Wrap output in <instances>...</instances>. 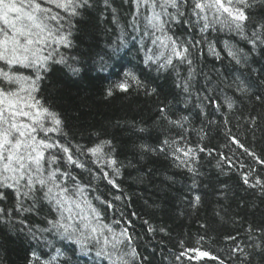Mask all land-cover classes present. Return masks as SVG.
<instances>
[{
	"label": "snow or ice",
	"instance_id": "snow-or-ice-1",
	"mask_svg": "<svg viewBox=\"0 0 264 264\" xmlns=\"http://www.w3.org/2000/svg\"><path fill=\"white\" fill-rule=\"evenodd\" d=\"M123 2L131 3L133 10L127 26H119L113 54L120 48H127L131 36L132 41L139 44V51L144 53L146 66L157 73L175 72L176 87L185 97V109L191 105L209 125L214 123V120H207L209 115H223L222 109H235L236 94L249 91L248 78L236 76L229 80L220 76L217 70L218 79L213 80L202 69L198 72L195 65L205 48L216 60L223 62L226 54L230 62L241 67L250 64V57L264 53V21L253 26L250 14L256 0ZM103 3L105 8H111L113 21L119 25L117 10L112 7L111 0H103ZM91 6L92 0H0V221L25 214L39 216L47 208L43 216L45 227L28 225L26 218L19 220L27 227L28 235L34 240H42L51 249L50 254H45L47 259L33 252L30 264H67L66 252L56 246V240L73 245V253L78 250L83 256L90 257L91 264H141L143 260L136 247L137 238L129 231L131 221L125 219L122 211L118 213V219L107 215V210L118 211L115 201L122 200L123 196L105 199L99 193L98 181H107L115 189L120 187L116 181L122 165L112 140H98L91 147L72 145L66 138L59 114L46 107L37 96L39 83L52 64H65L73 74L80 72L78 67L67 64L68 58L60 48L72 46V21ZM180 28L186 34H177L176 30ZM213 33L229 36L219 41L222 48L217 47V40L209 39ZM233 36L245 42L249 50L234 43ZM183 66L187 67V73L182 76L179 68ZM201 74L204 83L197 89V76ZM133 89L144 90L146 95L157 91L156 88L149 89L136 72L128 70L120 81L106 90V95ZM159 113L158 119L178 129V134L166 136L156 146L142 143L139 148L142 152L170 156L176 167L196 173L198 153L205 149L199 144L193 145L186 135L192 123L190 115L181 114L173 119L170 105L160 107ZM250 119L255 121L254 117ZM224 123L226 127L227 118ZM227 134L254 164L264 166V159L233 137L230 129ZM220 155L223 163L218 161L217 167L221 171L225 164L230 168L245 169L243 182L264 194V178L254 164L236 165L223 153ZM74 169L82 171L77 174ZM84 172L88 174L87 179L83 178ZM199 200L196 196L195 201L198 203ZM8 201H11L10 207ZM144 223L149 224L148 221ZM148 231L156 229L149 224ZM261 237H264V231L257 233L251 226L247 236L249 243L243 247L237 242L238 236L226 237L234 245L230 254H235L238 259L245 257L240 264H247L248 249L264 245ZM189 254L191 259L211 256L209 251L199 247L181 253L182 256Z\"/></svg>",
	"mask_w": 264,
	"mask_h": 264
},
{
	"label": "trees",
	"instance_id": "trees-1",
	"mask_svg": "<svg viewBox=\"0 0 264 264\" xmlns=\"http://www.w3.org/2000/svg\"><path fill=\"white\" fill-rule=\"evenodd\" d=\"M111 5L117 10L119 25L114 23L112 10L105 8L103 0H92V6L73 19L72 46L61 47L60 52L68 58L67 64L78 67L80 72L73 74L65 64H52L39 83L37 96L46 107L59 114L66 138L72 145L91 147L98 140H112L122 165L116 181L120 187L115 189L107 181H98L99 193L105 199L123 196L122 200L115 201L118 211L107 210V215L118 219L122 211L125 219L131 221L129 231L137 238L136 247L143 257L141 264H220L221 261L240 264L245 257L238 259L230 254L234 245L226 237L238 236L237 242L243 247L249 243V226L257 233L264 231V194L243 182L245 169L225 164L221 171L217 162L223 163L220 155L223 153L236 165L254 164L251 157L229 139L228 129L233 137L264 159V53L250 57V64L241 67L230 62L226 54L223 62L216 60L205 48L204 54L196 60L198 72L202 69L213 80L218 79L217 70L229 80L236 76L247 77L249 86L247 94H236L235 109H222L223 115H209L207 120H214L209 125L197 115V109L191 105L185 109V97L176 87L175 72L157 73L142 64L134 41L128 38L127 49L120 48L113 54L119 26H127L133 9L131 3L123 0H111ZM250 14L253 26L264 21V0H256ZM176 31L186 34L183 28ZM228 38L224 33L209 36L218 41V48H222L219 41ZM232 39L239 47L249 50L239 37ZM128 70L136 72L149 89L156 88V93L146 95L144 90L133 89L106 95V90ZM179 71L182 76L186 75L187 67H180ZM197 81L196 87L200 89L203 74L197 76ZM164 105L171 106L173 119L181 114L190 115L192 123L186 135L193 145L199 144L205 149L198 153L196 173L176 167L170 156L142 152L139 148L142 143L156 146L166 136L178 134V129L158 119L159 108ZM225 118L229 121L226 127ZM140 128L146 131L140 132ZM254 167L264 178V166L254 164ZM81 171L74 169L77 174ZM83 178H88L86 172ZM196 196L200 197L198 203ZM7 203L10 207L11 201ZM46 213L47 208H44L39 216L25 214L0 221V264H30L33 252L47 259L45 254H50L51 249L42 240H34L28 235L27 227L19 223L26 218L28 225L42 227ZM144 221L156 231L149 232V224ZM161 228L165 231H159ZM55 244L65 250L67 264H91L90 257L78 250L73 253V245L58 240ZM194 247L209 251L218 259L211 256L191 259V254L181 255ZM248 252L247 264H264V245L250 247Z\"/></svg>",
	"mask_w": 264,
	"mask_h": 264
},
{
	"label": "bare ground",
	"instance_id": "bare-ground-1",
	"mask_svg": "<svg viewBox=\"0 0 264 264\" xmlns=\"http://www.w3.org/2000/svg\"><path fill=\"white\" fill-rule=\"evenodd\" d=\"M130 40H132L131 39V36H129L128 37ZM127 48H124V50H126ZM135 49H137V51H138V53H139V55H140V57H141V61H142V64H143V59H144V56H143V52H141V51H139V44L138 43H135ZM153 70H155L154 68H153ZM46 225L44 224L42 227H45ZM51 238V237H50ZM59 241V240H58ZM60 242V241H59ZM61 243V242H60ZM63 244V243H62ZM65 244H66V242H65Z\"/></svg>",
	"mask_w": 264,
	"mask_h": 264
}]
</instances>
